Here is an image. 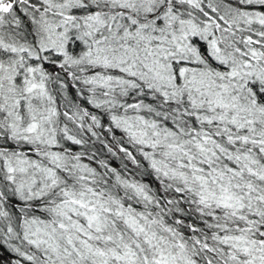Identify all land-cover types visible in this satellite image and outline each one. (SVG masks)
I'll return each mask as SVG.
<instances>
[{"label": "snow or ice", "instance_id": "6c2138e0", "mask_svg": "<svg viewBox=\"0 0 264 264\" xmlns=\"http://www.w3.org/2000/svg\"><path fill=\"white\" fill-rule=\"evenodd\" d=\"M0 264H264V0H0Z\"/></svg>", "mask_w": 264, "mask_h": 264}]
</instances>
